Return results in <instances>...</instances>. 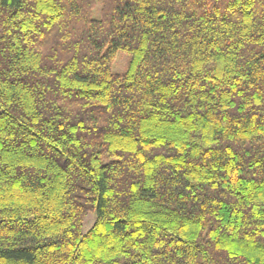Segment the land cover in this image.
Instances as JSON below:
<instances>
[{
    "label": "trees",
    "instance_id": "obj_1",
    "mask_svg": "<svg viewBox=\"0 0 264 264\" xmlns=\"http://www.w3.org/2000/svg\"><path fill=\"white\" fill-rule=\"evenodd\" d=\"M0 264H264V0H0Z\"/></svg>",
    "mask_w": 264,
    "mask_h": 264
},
{
    "label": "rangeland",
    "instance_id": "obj_2",
    "mask_svg": "<svg viewBox=\"0 0 264 264\" xmlns=\"http://www.w3.org/2000/svg\"><path fill=\"white\" fill-rule=\"evenodd\" d=\"M126 61H127V55L125 53L118 52L112 63V70L116 72L121 71L125 67ZM92 222H93V214L89 213L88 215H86L84 219L83 227H82L83 230H87Z\"/></svg>",
    "mask_w": 264,
    "mask_h": 264
}]
</instances>
